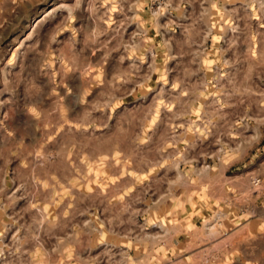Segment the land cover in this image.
Masks as SVG:
<instances>
[{
  "label": "rangeland",
  "instance_id": "rangeland-1",
  "mask_svg": "<svg viewBox=\"0 0 264 264\" xmlns=\"http://www.w3.org/2000/svg\"><path fill=\"white\" fill-rule=\"evenodd\" d=\"M260 197L264 0H0V264H264Z\"/></svg>",
  "mask_w": 264,
  "mask_h": 264
},
{
  "label": "crops",
  "instance_id": "crops-1",
  "mask_svg": "<svg viewBox=\"0 0 264 264\" xmlns=\"http://www.w3.org/2000/svg\"><path fill=\"white\" fill-rule=\"evenodd\" d=\"M256 203L258 204V208H259V210H260V212H258V214L255 216V218H257V219H255L254 221H258L260 218L262 219V216H264V209H262L263 207V205H264V198L263 199H261V197L260 198H257L256 199ZM234 220V219H233ZM252 222V221H251ZM240 230V229H239ZM238 231V230H237ZM237 231H235L234 233H236ZM239 263H242V261H239ZM262 263V259H260V264ZM254 264H259V261H258V259H257V257H255V259H254Z\"/></svg>",
  "mask_w": 264,
  "mask_h": 264
},
{
  "label": "built area",
  "instance_id": "built-area-1",
  "mask_svg": "<svg viewBox=\"0 0 264 264\" xmlns=\"http://www.w3.org/2000/svg\"><path fill=\"white\" fill-rule=\"evenodd\" d=\"M252 185L257 191L262 185V179L259 177L252 179Z\"/></svg>",
  "mask_w": 264,
  "mask_h": 264
}]
</instances>
